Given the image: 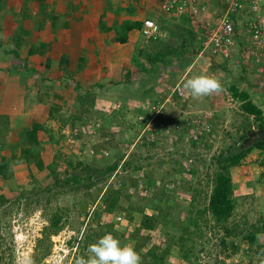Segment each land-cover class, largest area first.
Listing matches in <instances>:
<instances>
[{"label":"rangeland","instance_id":"obj_1","mask_svg":"<svg viewBox=\"0 0 264 264\" xmlns=\"http://www.w3.org/2000/svg\"><path fill=\"white\" fill-rule=\"evenodd\" d=\"M211 11L215 14L222 10ZM30 14L23 12L22 17L30 16L27 21H33ZM29 25L23 24V30L33 35ZM239 27L242 29L243 25ZM186 46L173 38L166 46L154 44L150 49L156 51L160 47L173 54L161 56L165 62H145L149 72L137 73L131 84L116 87L110 85L115 83L107 77L87 85L77 78L46 76L42 73L46 69L34 77L37 82L33 76L19 77L10 72L0 76L5 80V87L0 90V159L7 157L11 170L7 177L0 175V196L5 197L0 203V264H22L23 257H30L34 264H76L78 259L89 257L90 244L108 233L122 245L133 247L142 263L153 255L159 258L168 253L164 264H264V255L248 252L241 236L264 222L262 150H253L243 164L232 170L236 209L227 224L232 228L230 236L210 215L200 220L199 234L191 232L197 230L194 226L188 232L183 228L190 203L202 208L212 191L217 169L214 155L238 141L240 128L246 126L248 119L256 126L229 87L238 84L264 109V61L246 54L240 64L231 62L225 69L217 68L199 57L200 47L186 54ZM4 52L0 50L1 61L9 59ZM173 55L184 58L174 60ZM201 75L220 80L224 91L192 98L183 85ZM63 81L80 85L73 99L60 92L65 87ZM35 86L50 91L45 101L50 108L40 110L33 102ZM177 86L184 92L182 95L172 93ZM19 89L23 90L21 94L17 93ZM36 110L40 112L36 114ZM33 115L34 119H46L42 123L45 130L39 132V142L34 145L33 141H22L25 131L37 123ZM23 147H34V155L32 151L31 158H27ZM41 159L43 170L38 163ZM113 164L118 165L117 170L109 176L104 174L106 167ZM191 165L196 169L194 176L184 172ZM86 166L93 171H85ZM49 167L61 179L73 173L83 178L87 172L92 173L94 184L89 188L83 183L56 186L54 175L47 174ZM111 188L121 191V210L102 214V196ZM162 200L164 215L170 213L164 217L169 233L160 223L153 230L142 229L136 234L144 213L156 214L152 205ZM82 205H86L84 210ZM54 212L64 216V228L47 239L45 230ZM97 212L101 217L96 216ZM171 216L175 220L170 222ZM110 224L114 232L109 231ZM86 235L90 237L87 241ZM182 235L187 249L193 248L190 261L181 251ZM223 237L228 243H237L238 252H233L232 247L225 249ZM259 242L264 243L263 235ZM48 245L51 251L44 256Z\"/></svg>","mask_w":264,"mask_h":264},{"label":"crops","instance_id":"obj_2","mask_svg":"<svg viewBox=\"0 0 264 264\" xmlns=\"http://www.w3.org/2000/svg\"><path fill=\"white\" fill-rule=\"evenodd\" d=\"M162 1L0 0V50L6 51L3 53L4 57H9L0 60V76L10 72L11 75L19 77L33 76V81L37 82L34 77L46 69L42 71L46 76L73 80L77 78V81L87 85L106 77L115 83L110 84L114 87L125 83L131 84L137 73L142 75L146 73L140 66L144 67L145 62H149V56L164 54L167 58L173 54L171 51L161 50L160 47L156 51L150 49L154 44L166 46L171 38L174 42L187 45L186 48L189 50L186 54L200 47L197 50L200 58L208 59L210 64L218 65L217 68L221 67L220 64L224 60L218 59L222 57L213 56L208 50L205 52L207 56L201 55L200 51L203 48L201 45L205 41L203 33L193 29L187 16L165 13L162 10ZM206 1L208 9L204 15L209 16L213 14L211 9L220 8L217 3L219 1ZM27 11L31 13L33 21H27L30 16L22 17L23 12ZM146 19L155 20L161 27L162 34H159L155 42L147 40L143 35ZM127 20H138L143 24L129 31L128 40L123 43L117 40V36L123 33L121 26ZM28 23L33 27V35L23 30V24ZM238 43L240 46L245 43L243 35L238 37ZM32 50L33 55L29 54ZM237 55L236 61L245 59L240 57L239 53ZM181 57L184 58L183 55ZM181 57L173 55L171 59L180 60ZM146 69L147 72L151 70ZM128 77L131 78L129 81ZM63 83L65 87H62L60 92L73 99V93L80 85L72 81ZM4 87L5 80L0 77V90ZM12 88L18 90L19 86ZM19 90L17 93L21 94L23 90ZM33 93V102H36L35 105L40 110L42 107L50 108L45 104L51 94L49 90L43 86H35ZM36 112L38 114L40 111ZM34 116L33 121L45 123L46 119L43 117L34 119Z\"/></svg>","mask_w":264,"mask_h":264},{"label":"trees","instance_id":"obj_3","mask_svg":"<svg viewBox=\"0 0 264 264\" xmlns=\"http://www.w3.org/2000/svg\"><path fill=\"white\" fill-rule=\"evenodd\" d=\"M204 4H207L206 0H202ZM219 2L220 10L225 12L227 10V2H223L222 0H217ZM218 7V6H217ZM238 21H236L235 29L240 30L239 25L237 24ZM142 22L138 20H127L126 22L122 23L121 28L123 29V33H119L117 36V40L120 42L125 43L128 40V32L131 31L134 28L141 27ZM125 31V32H124ZM159 37V36H158ZM158 39V38H157ZM157 39H147V40H157ZM202 43V42H201ZM203 47V44L201 45ZM33 52V50H32ZM240 54V53H239ZM164 56V54L162 55ZM237 54H233L230 58H223L224 62L222 63V68L225 69L229 67L231 62H235L240 64V62L236 61ZM149 60L152 62H165L164 60H161V56L152 57L149 56ZM166 57V55H165ZM240 57H246L245 55L240 54ZM252 58H256L259 61H264V50H261L256 56L251 55ZM231 60V61H230ZM262 64V63H261ZM143 72H147V69L143 67ZM131 78L128 77L127 81H129ZM230 92L232 93L234 97L239 99L241 101V108L245 114L248 116H252L254 118V123L248 119L246 126H242L240 131V136L238 138V141L233 142L230 144L224 151L219 152L217 155H214L213 161L217 164V169L214 172V176L212 178L213 188L211 193L208 195V198L206 199V203H204V206L198 207L197 205H194L190 203V208L188 209V215L185 219L186 223L184 225L185 231H189L191 226H194L197 228V230L191 231L193 234H199L200 231V220L203 219V217H207V215H210L212 219L215 221L217 226H221L223 230L226 232L227 236H230L232 234V228L228 227V222L231 220V218L234 215L235 209H236V200H235V185L233 181V168L240 166L244 163V160L246 157L255 149L262 150L264 152V139H260L259 141L251 144L249 147L242 148V144L244 143L245 139L248 138V135L251 131H253L254 127L264 129V109L257 105L253 100L250 98V93L246 90L240 89L238 84H231L229 87ZM41 130H45V127L42 123L37 122L33 124V127L31 129H27L25 131L26 137L22 139L23 142L27 141H33V145L37 142H39V132ZM34 148V147H33ZM31 149L30 147L24 148L23 151L25 152V156L27 158H31V154L33 151L34 155V149ZM35 157V156H33ZM42 159L38 162L39 168L43 170L45 166L42 163ZM261 164H264V159L261 160ZM44 166V168H43ZM117 164L109 165L106 167V169L103 171L106 175H111L117 170ZM49 172H47L48 175L52 176L54 175L55 179V185L56 186H67V185H74V184H85L87 188L91 187L92 184H94V176L92 173L87 172L86 176L84 178L79 175L78 173H73L70 177H67L66 179H61L58 176L57 171H53L52 167H49ZM93 171V169L90 166H86L85 171ZM10 166H9V160L7 157L3 156L0 159V175H3L4 177L9 176L10 173ZM187 174H191L194 176L196 174V169L192 167V165L185 169L184 171ZM88 181H92L90 184H88ZM120 189H109L107 193H105L102 197V207L103 211L102 214H115V212H118L120 209L121 202H120ZM5 201L4 196H0V203L3 204ZM163 200L152 205V208L155 210L156 214L143 215V218L141 219L140 226L136 229V234H139L142 229H148L153 230L155 229L160 223H163V230L165 233H169L167 230L168 222L164 221V217H169L170 213H167L164 215L165 206L163 205ZM121 210V209H120ZM100 212L96 214V216L101 217L102 215ZM63 215L60 212H54L50 218V224L48 227H46L45 230V236L49 239L52 234H58L63 228ZM173 217L171 216L170 222L173 221ZM175 220V219H174ZM101 228H106V226L100 225ZM109 231L114 232L113 225H109ZM256 228V229H255ZM111 229V230H110ZM255 230L250 232L241 233L243 242L247 244V251H252L255 254L264 255V243L259 242L260 240L257 239V234H261L264 236V222L254 227ZM1 230V227H0ZM103 234H105L103 232ZM135 235V234H134ZM91 236V235H90ZM104 236V235H103ZM88 237L85 239L87 241L90 239ZM92 237V236H91ZM141 237H143L141 235ZM146 238V237H144ZM147 239V238H146ZM181 242L180 245L182 247L181 251L183 253V256L186 260H191V256L193 253V248L189 247L187 249V245L185 242L184 235L180 236ZM222 245L225 249H230L232 247L233 252H238L240 249L239 245L235 242L228 243V239L226 237H223L221 240ZM145 243V242H144ZM141 246V245H140ZM140 246L137 247L140 249ZM3 249V243L0 240V252ZM51 251V247L48 245L46 249L44 250V256L48 255ZM168 253H165L162 257L157 258L154 255L152 259H148V261L142 264H164V260L166 258ZM2 256H0V260L2 261Z\"/></svg>","mask_w":264,"mask_h":264},{"label":"built area","instance_id":"obj_4","mask_svg":"<svg viewBox=\"0 0 264 264\" xmlns=\"http://www.w3.org/2000/svg\"><path fill=\"white\" fill-rule=\"evenodd\" d=\"M226 2L225 12L220 11L209 16L204 15L208 5L202 0H163L162 10L176 16H187L193 29L203 33L205 41L201 55L208 50L213 56L222 58H230L238 53L256 56L264 50V0ZM236 21L238 25H243L242 29H235ZM142 32L146 39H157L160 26L155 20L146 19ZM242 35L245 37V48L238 43V37ZM172 91L180 95L184 93L179 86Z\"/></svg>","mask_w":264,"mask_h":264},{"label":"clouds","instance_id":"obj_5","mask_svg":"<svg viewBox=\"0 0 264 264\" xmlns=\"http://www.w3.org/2000/svg\"><path fill=\"white\" fill-rule=\"evenodd\" d=\"M183 87L191 93L192 98L211 97L224 91L220 80L212 76H197L186 80ZM254 127L253 131H256ZM260 129V128H258ZM261 239V234H257ZM90 254L85 260L80 258L76 264H142V257L131 246L122 245L121 241L111 233L105 234L87 249ZM22 264H34L30 257H23Z\"/></svg>","mask_w":264,"mask_h":264},{"label":"water","instance_id":"obj_6","mask_svg":"<svg viewBox=\"0 0 264 264\" xmlns=\"http://www.w3.org/2000/svg\"><path fill=\"white\" fill-rule=\"evenodd\" d=\"M260 139H264V129H258L253 131L252 135L245 139L244 143L242 144V148L249 147L251 144L259 141ZM86 208V205H82V210Z\"/></svg>","mask_w":264,"mask_h":264},{"label":"flooded vegetation","instance_id":"obj_7","mask_svg":"<svg viewBox=\"0 0 264 264\" xmlns=\"http://www.w3.org/2000/svg\"><path fill=\"white\" fill-rule=\"evenodd\" d=\"M255 130H258V128L255 129ZM252 133H253V131H251V132L249 133L248 137H250V136L252 135Z\"/></svg>","mask_w":264,"mask_h":264}]
</instances>
